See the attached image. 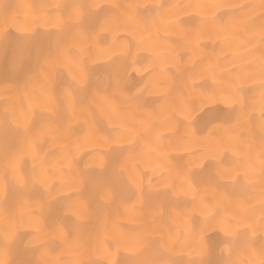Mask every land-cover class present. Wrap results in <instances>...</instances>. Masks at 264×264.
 Instances as JSON below:
<instances>
[{
	"label": "bare ground",
	"instance_id": "bare-ground-1",
	"mask_svg": "<svg viewBox=\"0 0 264 264\" xmlns=\"http://www.w3.org/2000/svg\"><path fill=\"white\" fill-rule=\"evenodd\" d=\"M0 264H264V0H0Z\"/></svg>",
	"mask_w": 264,
	"mask_h": 264
}]
</instances>
